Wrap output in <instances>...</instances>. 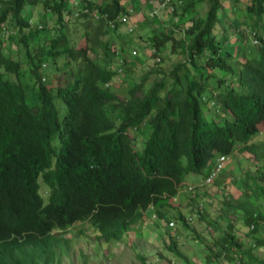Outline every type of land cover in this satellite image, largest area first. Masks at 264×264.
<instances>
[{"label": "trees", "instance_id": "1", "mask_svg": "<svg viewBox=\"0 0 264 264\" xmlns=\"http://www.w3.org/2000/svg\"><path fill=\"white\" fill-rule=\"evenodd\" d=\"M71 1L0 0V264L60 261L57 247L63 241L53 233L76 222L90 221L108 243L122 241L150 207L173 224L166 209L201 183L191 179L209 171L216 159L231 157L237 149L264 157V141H253L264 125V41L252 45L255 51L245 53L246 58L226 48L231 41L227 27L216 32L223 25L220 12L226 0H206V14L185 23L183 18L199 1L182 13L173 5L174 31L164 27L150 40L158 53L173 42L185 61L172 69L170 81L162 79L146 90L147 76L124 96L116 86H106L115 77L111 65L117 49L111 39L103 40L112 34L103 22L93 26L83 15L77 21L89 28L86 44L71 45L64 18L72 13ZM80 1L112 17L126 9L121 0L102 5ZM246 1V28L264 32V0ZM35 8L56 18L54 30L40 43V30L30 25L29 13ZM4 28L15 35L5 34ZM6 40L18 45L24 61L3 53ZM46 66L51 74L45 79ZM30 93L36 95L34 102ZM211 108L215 115L226 110L227 116L218 112L220 116L208 118ZM139 137L142 147L136 144ZM245 178V192L255 203L244 200L238 206L245 224L256 232L264 228V168L246 172ZM230 209L237 208L223 211ZM176 219L188 224L181 213ZM221 232L218 256L264 264L251 249H242L233 224ZM255 241L264 247V239Z\"/></svg>", "mask_w": 264, "mask_h": 264}, {"label": "rangeland", "instance_id": "2", "mask_svg": "<svg viewBox=\"0 0 264 264\" xmlns=\"http://www.w3.org/2000/svg\"><path fill=\"white\" fill-rule=\"evenodd\" d=\"M95 1L99 5L107 2V0ZM152 1L151 8L149 0H121L124 8L132 7L137 11L138 16L134 20V33L129 34L125 30L112 31L110 37L106 36L103 39L104 41L107 39L114 41L112 47L118 50H121L122 46L126 44L127 54L132 51L138 52V59L129 63L131 65L130 72L126 73L122 82L115 80L118 83L114 89H117L122 96L133 86L142 83L147 76L150 77L145 85L146 90L162 79L170 81L168 77L172 69L185 61L186 56L181 49L173 50V42H169L155 56L149 48L153 46L151 44L153 40L150 39L153 38L154 32L160 34V30L164 27L169 32L174 31L173 22L177 21L176 15L170 13L168 9L173 5H179L178 11L182 13L185 6L199 1L196 9L183 18L184 23L190 17L205 15L208 10L206 0H201V2L200 0H170L168 8L163 7L165 0ZM181 1L182 4H177ZM246 6V0H226L225 7L220 12L223 25L216 28L217 34H222L224 27H227L231 41L226 45V48L238 54L240 58H246L245 53L255 51L250 39L252 28H246L249 23ZM150 11L155 13L154 17L150 16ZM29 14L32 28L40 30V35L36 38V42L40 43L45 35L54 30L56 18L50 12L40 8H35ZM91 23L93 26L97 25L94 22ZM66 24L71 45L76 48L84 47L86 44L85 35L89 29L87 24L81 20L68 21ZM176 35L182 37L183 33ZM3 45V53L6 56L24 61L23 52L15 42L6 40L3 41ZM158 58H160V62L157 60ZM231 65L234 69H239L234 61H231ZM44 68L43 74L47 78L51 74V70L49 66ZM230 87L240 90L233 84H230ZM30 96L34 102L36 95L30 93ZM225 111L221 117L227 116ZM211 115L213 117L220 116L217 113L216 116L212 108L207 117L210 118ZM141 131L144 132V130ZM253 141L256 144L264 141V125L260 126V134ZM136 144L142 147L140 137L136 139ZM259 166L264 168V157L259 160L252 154L242 153L237 149L231 156L227 168L214 185L206 187L200 196L193 197L184 193L172 208L166 209L169 217L175 219L173 220L175 229L158 217L155 208H150L145 214V218L138 225L132 226L119 242L103 243V238L100 239L99 233L96 232L90 221L75 224L73 228L65 232H54V236L63 241L57 247L60 261L57 260L54 264H143L138 255L145 257L149 264H168L173 259L177 264H239L238 260H230L228 256H218L220 250L216 244L222 239L221 231L227 232L230 224L234 225L235 237L238 242L242 243V249H251L256 257L264 259V247L259 248L255 241L256 237L264 239V228L261 227L258 231L252 232V228L244 222L241 206H238V203L244 200H248V204L255 203V198L245 192L244 182L246 172L254 174ZM205 174L206 172L195 181L191 179V182L201 181ZM42 193L46 197L44 185ZM202 201L206 206V215L203 219L195 220L187 225L176 219V215L179 213L188 216L193 212L194 206ZM263 203L258 202L259 205ZM230 205L237 209L223 211L224 208L233 207ZM217 229H221V231ZM174 242H176V250L173 248ZM243 264H247V262Z\"/></svg>", "mask_w": 264, "mask_h": 264}, {"label": "built area", "instance_id": "3", "mask_svg": "<svg viewBox=\"0 0 264 264\" xmlns=\"http://www.w3.org/2000/svg\"><path fill=\"white\" fill-rule=\"evenodd\" d=\"M170 0H165L163 3V7L168 8L167 6L169 5ZM149 4L152 7L153 1L149 0ZM177 4H182V1L177 3ZM70 6L72 9V13L69 14L68 16H65V21L67 22L68 20H78L82 19V16L87 14L92 21L95 24L99 23H104L108 29L111 31H118L122 30L125 32H128L129 34L134 33V20L138 16L137 11L133 9L132 7L126 8L124 11L120 12L116 17H112L108 13H103L97 9L91 10L89 8H86L83 3H81L80 0H72L70 2ZM179 6V5H177ZM170 13H173L174 7L171 6V8L168 9ZM151 17L155 16L154 12L149 13ZM4 32L7 34L9 31L4 28ZM250 39H251V44L253 46H260L261 42L264 41V32L261 31H251L250 32ZM153 56L158 54V51L156 50L155 47L150 46L149 47ZM127 51H122V50H115L113 51V56L115 58V63H114V71L116 73L115 79L119 82H122L123 78L125 77V71H126V66L133 60L138 59V52L137 51H132L128 52L129 54L126 53ZM160 62V58L157 59ZM222 165L220 166V168Z\"/></svg>", "mask_w": 264, "mask_h": 264}, {"label": "clouds", "instance_id": "4", "mask_svg": "<svg viewBox=\"0 0 264 264\" xmlns=\"http://www.w3.org/2000/svg\"><path fill=\"white\" fill-rule=\"evenodd\" d=\"M68 16V15H67ZM64 18H65V16H64ZM68 21H74V20H68ZM67 21V22H68ZM77 21V20H76ZM66 22V21H65ZM66 22V23H67ZM30 24H31V22H30ZM7 29V28H6ZM8 30V29H7ZM9 31V30H8ZM5 34H6V32H5ZM8 34H11V35H15V32L14 31H9V33ZM2 37H6L5 35H4V33H3V35H2ZM115 63V62H114ZM111 68L114 70V64H112L111 65ZM115 75H116V73H115ZM46 79V78H45ZM45 79H43V81H45ZM115 77L113 78V80L110 82V83H108L106 86L107 87H112V86H116V84L119 82H115ZM218 112L219 113H223V110L222 109H219L218 110ZM217 112V113H218ZM260 126H263V125H260ZM259 134H260V132H259ZM231 160V157L230 156H228V157H221V158H219V159H216L215 160V163L213 164V166H212V168L209 170V171H206V174L204 175V176H202V184H203V187L204 188H206V187H208V186H211V185H214L215 184V182H217L218 181V179H219V177L221 176V174L225 171V169H226V167H227V164L229 163V161ZM222 165V167L220 168V166ZM191 176V175H190ZM195 176V175H194ZM198 178L200 177V176H197ZM42 195H43V193H42ZM43 197H44V195H43ZM173 202L175 203V201L173 200ZM150 208H154V207H150ZM149 208V209H150ZM149 211V210H148ZM78 223H81V222H76V224H78ZM170 226H171V228H174L175 229V224L173 223V224H170ZM252 229H254V227H251ZM55 232H60V231H55ZM53 235H54V233H53ZM103 243H108V242H104L103 241ZM59 259V258H58ZM168 264H177L176 263V260L175 259H173V260H171V261H169V263Z\"/></svg>", "mask_w": 264, "mask_h": 264}, {"label": "bare ground", "instance_id": "5", "mask_svg": "<svg viewBox=\"0 0 264 264\" xmlns=\"http://www.w3.org/2000/svg\"><path fill=\"white\" fill-rule=\"evenodd\" d=\"M206 188L203 187V184L202 182L201 183H198L197 186H191L188 188V195H191L193 197L195 196H200L202 195L201 192H203ZM179 199V196L177 198L174 199L175 202H177ZM205 209H206V206H205V202L202 201V202H199L198 204H196L194 206V209L191 211L192 213H190L188 216H186V221L187 223H192L194 222L195 220L197 221L198 219H202V216L205 217Z\"/></svg>", "mask_w": 264, "mask_h": 264}, {"label": "crops", "instance_id": "6", "mask_svg": "<svg viewBox=\"0 0 264 264\" xmlns=\"http://www.w3.org/2000/svg\"><path fill=\"white\" fill-rule=\"evenodd\" d=\"M151 8H152V7H151ZM150 12H151V11H150ZM150 12H149V13H150Z\"/></svg>", "mask_w": 264, "mask_h": 264}]
</instances>
